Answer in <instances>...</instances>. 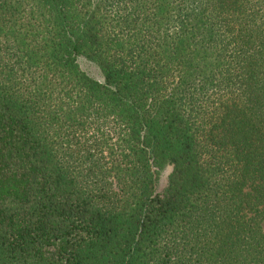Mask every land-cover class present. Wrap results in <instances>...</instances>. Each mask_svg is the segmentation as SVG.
Here are the masks:
<instances>
[{"label":"trees","instance_id":"16d2710c","mask_svg":"<svg viewBox=\"0 0 264 264\" xmlns=\"http://www.w3.org/2000/svg\"><path fill=\"white\" fill-rule=\"evenodd\" d=\"M263 223L264 0H0V264H264Z\"/></svg>","mask_w":264,"mask_h":264},{"label":"rangeland","instance_id":"374dc122","mask_svg":"<svg viewBox=\"0 0 264 264\" xmlns=\"http://www.w3.org/2000/svg\"><path fill=\"white\" fill-rule=\"evenodd\" d=\"M77 63L80 69H82L85 73L90 75L91 77L101 80L102 79V73L98 67V65L84 56L83 54H80L77 56ZM165 174L166 170H162L158 176V179L156 181V188H161L165 182ZM264 226V223H263Z\"/></svg>","mask_w":264,"mask_h":264}]
</instances>
